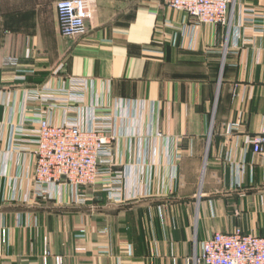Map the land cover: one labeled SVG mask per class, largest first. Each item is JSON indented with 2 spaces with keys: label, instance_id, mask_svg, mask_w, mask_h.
I'll list each match as a JSON object with an SVG mask.
<instances>
[{
  "label": "crops",
  "instance_id": "crops-1",
  "mask_svg": "<svg viewBox=\"0 0 264 264\" xmlns=\"http://www.w3.org/2000/svg\"><path fill=\"white\" fill-rule=\"evenodd\" d=\"M57 1L0 0V264H43L45 248L46 264H203L195 241L264 235V153L247 141L264 124V0H235L239 35L163 0H92L73 38L59 32ZM8 55L17 68L1 65ZM72 77L84 82L81 105L124 114L114 144L123 199L63 184L25 202L32 157L8 138L39 107L26 90ZM49 203L58 210L39 207Z\"/></svg>",
  "mask_w": 264,
  "mask_h": 264
},
{
  "label": "built area",
  "instance_id": "built-area-1",
  "mask_svg": "<svg viewBox=\"0 0 264 264\" xmlns=\"http://www.w3.org/2000/svg\"><path fill=\"white\" fill-rule=\"evenodd\" d=\"M169 7L185 12L194 23L221 24L227 33L239 27L233 25L235 0H163ZM92 0H58L55 3L58 29L63 37L73 38L86 32V20L91 18ZM244 22H255L262 30L263 22L253 14L245 15ZM3 67L17 68L19 58L5 56ZM62 65L55 69L58 73ZM16 78L23 79L24 76ZM81 78L67 79L66 84L52 87L43 83L27 89L29 101L39 107L25 114L20 125L9 136L10 144L19 152L32 157L25 202L33 198L53 199L60 186L68 184L77 191L80 188L101 185V190L112 201H121V183L124 170L115 168L114 144L122 135L124 114L112 111L105 105L83 106L79 88ZM127 104L123 101L122 103ZM62 109L61 122H52L46 111ZM28 126V127H26ZM232 128V127H231ZM253 150L264 153V124L261 130L247 138ZM84 201V198H81ZM83 232L77 237H83ZM192 259L203 264H264V235L244 233L236 228L230 232H215L210 237L194 242ZM48 249L43 250L46 264ZM56 264L62 263L60 256Z\"/></svg>",
  "mask_w": 264,
  "mask_h": 264
},
{
  "label": "rangeland",
  "instance_id": "rangeland-1",
  "mask_svg": "<svg viewBox=\"0 0 264 264\" xmlns=\"http://www.w3.org/2000/svg\"><path fill=\"white\" fill-rule=\"evenodd\" d=\"M51 205H53L52 203H49V204H43V205H41V206H39L40 208H45V209H54V210H58L56 207H53V208H51L52 206ZM22 209H26V207H23Z\"/></svg>",
  "mask_w": 264,
  "mask_h": 264
}]
</instances>
